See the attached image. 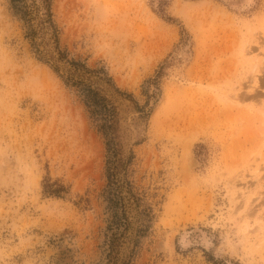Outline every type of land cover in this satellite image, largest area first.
I'll return each instance as SVG.
<instances>
[{
	"label": "rangeland",
	"instance_id": "rangeland-1",
	"mask_svg": "<svg viewBox=\"0 0 264 264\" xmlns=\"http://www.w3.org/2000/svg\"><path fill=\"white\" fill-rule=\"evenodd\" d=\"M52 11L69 59L130 95L99 86L117 111L127 237L139 212L152 218L130 264H264V0H53ZM63 73L0 0V264L108 262L107 141Z\"/></svg>",
	"mask_w": 264,
	"mask_h": 264
},
{
	"label": "trees",
	"instance_id": "trees-1",
	"mask_svg": "<svg viewBox=\"0 0 264 264\" xmlns=\"http://www.w3.org/2000/svg\"><path fill=\"white\" fill-rule=\"evenodd\" d=\"M52 6L53 0H10V9L22 23L25 38L30 41L31 47L39 60L51 65L58 74H60L61 70L64 71L61 78L65 85L77 90L78 96L88 109L91 118L99 122V128L107 141L106 145L109 154L108 174L110 182L106 192V200L109 205L108 209L112 213L103 243V249L108 260L106 264H118L119 262L121 264H130L139 247L140 239L145 237L151 228L149 223L152 218L147 210L139 212V224L135 228L134 235L127 237L132 226L124 204L125 196H121V186L118 185L119 180L115 178L121 166L118 159L120 143L118 142L119 136L117 134V111L113 103L102 94L103 90L99 86L107 85L118 94H126L119 91L105 68L102 67L99 70L90 69L81 61L69 59L68 53L60 49L58 29L54 21ZM59 64L63 65V69ZM132 158L133 154L124 162L122 166L124 170L128 167ZM126 184L128 194L139 205V200L133 195L130 184L127 181ZM122 187L124 186L122 185ZM46 188L45 191L48 194L57 197H60L64 190L63 187L57 189ZM125 244L129 245L127 246L128 254L120 258V249ZM220 264L225 263L221 262Z\"/></svg>",
	"mask_w": 264,
	"mask_h": 264
},
{
	"label": "bare ground",
	"instance_id": "bare-ground-1",
	"mask_svg": "<svg viewBox=\"0 0 264 264\" xmlns=\"http://www.w3.org/2000/svg\"><path fill=\"white\" fill-rule=\"evenodd\" d=\"M237 99V98H236ZM242 99V98H241ZM241 99H238L237 100V102H239V103H242V102H240L241 101ZM236 104V103H235ZM236 105H238V104H236ZM259 108V107H258ZM261 108V107H260ZM237 109V108H236ZM257 114V113H256ZM242 194H244V193H242Z\"/></svg>",
	"mask_w": 264,
	"mask_h": 264
}]
</instances>
